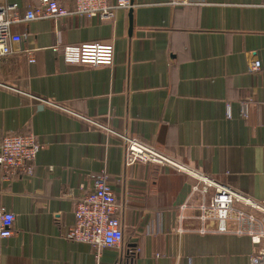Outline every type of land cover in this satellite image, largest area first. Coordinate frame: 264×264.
<instances>
[{
    "label": "crops",
    "instance_id": "1",
    "mask_svg": "<svg viewBox=\"0 0 264 264\" xmlns=\"http://www.w3.org/2000/svg\"><path fill=\"white\" fill-rule=\"evenodd\" d=\"M0 1L25 12L38 0ZM182 1L132 0L113 19L72 13L12 26L36 60L0 59V140L33 132L44 148L32 175L4 179L0 170V207L16 219L0 264H251L259 245L249 235L200 231L195 185L203 173L264 200V0ZM85 42L113 43L114 64L65 63L63 45ZM123 135L170 163L127 165ZM102 172L126 207L122 244L97 256L65 233L74 198Z\"/></svg>",
    "mask_w": 264,
    "mask_h": 264
},
{
    "label": "built area",
    "instance_id": "2",
    "mask_svg": "<svg viewBox=\"0 0 264 264\" xmlns=\"http://www.w3.org/2000/svg\"><path fill=\"white\" fill-rule=\"evenodd\" d=\"M184 2V0L182 1ZM132 0H73L65 5L58 0H38L33 7L21 11L18 3L0 1V59L6 55L26 52L29 62H35L32 49L24 46V35L12 31L20 22L36 19H56L73 14L113 19L118 8H131ZM65 63H83L91 66H112L115 61V47L111 42H85L67 44L62 47ZM261 69L260 59L250 65L253 73ZM230 106L227 114L230 115ZM241 113H249V102H241ZM125 161L127 165L136 162L170 163V159L138 138L123 135ZM44 144L33 132L7 133L0 140V170L4 179L23 173L32 175L34 162ZM186 170L183 165H176ZM195 189L203 198L198 207L201 220L200 231L205 233L215 227L219 232H233L249 235L259 245L251 264H264V200L254 199L237 189L210 176L198 173ZM92 191L74 198V223L69 225L65 236L71 241L88 243L98 256L102 249L119 247L124 238L121 222L124 204H120L109 177L105 172L96 175ZM212 190L211 195L209 191ZM209 194V195H208ZM15 214L0 207V252L1 242L13 235Z\"/></svg>",
    "mask_w": 264,
    "mask_h": 264
},
{
    "label": "water",
    "instance_id": "3",
    "mask_svg": "<svg viewBox=\"0 0 264 264\" xmlns=\"http://www.w3.org/2000/svg\"><path fill=\"white\" fill-rule=\"evenodd\" d=\"M130 11H131V9H130Z\"/></svg>",
    "mask_w": 264,
    "mask_h": 264
}]
</instances>
